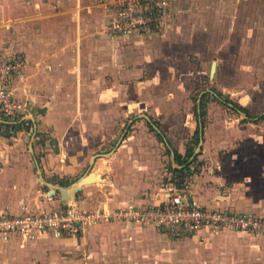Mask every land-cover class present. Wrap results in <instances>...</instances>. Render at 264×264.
Here are the masks:
<instances>
[{
    "label": "rangeland",
    "instance_id": "rangeland-1",
    "mask_svg": "<svg viewBox=\"0 0 264 264\" xmlns=\"http://www.w3.org/2000/svg\"><path fill=\"white\" fill-rule=\"evenodd\" d=\"M49 2L0 0V57L5 52L25 56L15 26L23 23L27 14L54 5ZM93 3L96 4L95 0ZM165 20L161 30L132 36L123 42L112 40L116 47L123 48L116 62L122 75L118 73L117 79L108 75L103 85L110 87L109 81L115 79L116 87L109 94L114 99L112 107L100 110L101 117H105L100 127L87 126V129L77 125L84 146L88 138H92L93 149L99 142L90 160L113 149L118 151L120 139L119 145H131L120 149L118 155L97 158L99 172L107 173L110 179L100 186L111 196L125 192L146 196L156 186L166 194L172 192L171 185L183 188L186 183L191 195L197 179L213 173L216 178L222 176L226 189L235 190L251 177L255 196H263L264 184L259 181L257 185L255 176L264 174V0H177ZM127 66L139 74L123 76L122 69ZM213 66L215 72L211 76ZM202 96H205L204 109H200ZM234 105L245 108L249 117L233 108ZM201 110L203 115L199 117ZM38 111L33 118L42 115ZM62 112L70 117L81 116L78 109ZM200 128L203 144L198 156L191 162L188 160L189 169L175 172L186 165H179L171 150L178 153L181 148L185 152L192 148L194 152L198 146L196 131L199 129L200 137ZM16 134V131L0 132V145L11 151L21 148L31 159L34 154V163L40 165L46 154L42 147L47 135L35 141L25 137L19 145ZM30 144L33 150L41 146L38 156L30 150ZM180 156V160H186V156ZM95 176L100 177L97 173ZM225 187L218 191H224ZM221 201L219 196L211 207L228 209L220 205ZM231 232L232 236L216 241L200 238L193 243L194 249L203 250L194 252V263L264 264L263 235ZM180 262L183 263L175 264Z\"/></svg>",
    "mask_w": 264,
    "mask_h": 264
},
{
    "label": "crops",
    "instance_id": "crops-1",
    "mask_svg": "<svg viewBox=\"0 0 264 264\" xmlns=\"http://www.w3.org/2000/svg\"><path fill=\"white\" fill-rule=\"evenodd\" d=\"M93 1L51 0L49 3H54L53 6L47 5L42 12L27 14L26 20L15 26L17 40L28 62L25 81L17 91L20 98L42 113L16 128V140L21 145L25 137L32 139V132H35L34 141L47 135L42 147L46 154L40 165H36L34 154L31 159L21 148L11 151L0 145V214L5 211L17 214L25 204L36 211L73 204L84 210H96L103 204L110 208L148 206L158 205L163 200V191L157 186L146 196L126 192L111 196L104 192V186L100 185L110 180L108 174L99 172L98 159L94 167L90 160L99 142L93 149L92 138H88V146H84L83 135L77 131V125L96 128L102 125L105 117H101L100 110L112 107L114 99H110L109 94L116 87L114 81L120 73L116 67L117 55L123 49L104 35L105 13ZM122 73L130 77L138 75L139 71L127 66ZM108 75L115 79L109 81L110 87H103ZM69 108L80 110L81 116H66L62 110ZM47 110L48 115H43ZM81 110L86 111L82 113ZM29 124L31 133L27 132ZM164 143L168 145L165 140ZM116 146L120 148L113 155H118L124 147H131L121 146L119 142ZM39 148L40 145L32 150L36 156ZM172 152L175 153L171 150V156ZM178 153L186 154L182 148ZM39 173L46 184L40 181ZM89 173H97L101 179L95 176V182L82 187L74 201L63 202L58 192L51 195L48 184L69 187ZM250 179L247 177L246 183L239 184L235 190L226 189L222 176L203 175L191 187V196L207 207L215 205L220 196V205L228 209L264 214V195L255 196L254 182ZM255 180L257 185L259 181L264 184V174L258 173ZM111 183L116 185L112 180ZM210 183H217L219 187ZM223 186L225 190L219 192ZM231 233L234 232L223 231L216 235L202 232L193 238L175 240L153 227L111 222L90 226L77 236L47 233L34 238L17 236L0 241V264H175L177 261L195 264L194 252L203 250L194 249L193 243H198L200 238L216 241L232 236ZM262 251L264 253L263 248Z\"/></svg>",
    "mask_w": 264,
    "mask_h": 264
},
{
    "label": "built area",
    "instance_id": "built-area-1",
    "mask_svg": "<svg viewBox=\"0 0 264 264\" xmlns=\"http://www.w3.org/2000/svg\"><path fill=\"white\" fill-rule=\"evenodd\" d=\"M174 0H95L105 13L103 33L113 41H126L161 30ZM28 62L20 53L5 52L0 57V132L15 131L28 124L35 113L30 102L20 98L17 89L26 77ZM163 195L158 205L84 210L76 204L49 211H36L28 204L17 214H0V241L17 236L34 238L47 233L77 236L98 224L119 222L130 226L153 227L161 234L181 240L202 232L216 234L223 230L264 236V217L242 214L219 207L198 204L187 191L175 185Z\"/></svg>",
    "mask_w": 264,
    "mask_h": 264
},
{
    "label": "water",
    "instance_id": "water-1",
    "mask_svg": "<svg viewBox=\"0 0 264 264\" xmlns=\"http://www.w3.org/2000/svg\"><path fill=\"white\" fill-rule=\"evenodd\" d=\"M214 72H215V66L212 67L211 76L214 74ZM145 118H146V120L148 122H150V119L148 117H145ZM154 128L157 130V132H159L156 127H154ZM34 136H35V132H32L31 133L32 140H33ZM121 141H122V139L119 142H121ZM202 144H203L202 129L200 128L199 143H198L197 148L193 152V155L190 158L189 162H191L195 157L198 156V153L201 150ZM29 147H30L31 150H33L32 144H30ZM113 152H114V150L112 152L108 153V154H105V155H96L93 158V160H92V164L95 162V160L97 158L102 157V156H105V157L110 156ZM172 156H174V153L173 152H172ZM92 175H93V173L87 174L86 176H84L83 178H81L80 180H78L75 184H73V185H71L69 187H59V186H54V185H51V184H48V183L47 184H48V186L52 190L51 191V195H54V193L58 192L63 202H71V201H74L75 200L76 195L81 191L82 187L88 185V184H85L84 182H82V180H84L85 178L91 177ZM39 176H40V181H42V183L46 184V182L43 180V178H42V176H41L40 173H39Z\"/></svg>",
    "mask_w": 264,
    "mask_h": 264
},
{
    "label": "trees",
    "instance_id": "trees-1",
    "mask_svg": "<svg viewBox=\"0 0 264 264\" xmlns=\"http://www.w3.org/2000/svg\"><path fill=\"white\" fill-rule=\"evenodd\" d=\"M221 97L224 99L225 103L226 102L228 103L227 99L224 96L220 95L219 98H221ZM204 101H205V96H202L201 97L200 109H204V106H205ZM233 108L239 110L240 112L246 114L249 117L248 111L245 108H243V107H241L239 105H234ZM202 115H203V112L201 110L199 112L198 116L201 117ZM261 117L259 119H261ZM195 138H196V144H198V142H199V129L196 131ZM192 155H193V149L192 148H188L187 151H186V154H185L186 160L182 161V160H180L181 156L178 153H174V159L176 160V162L179 163V165H186L182 170H174V171L178 172V173H182V172L186 171L187 169H189L190 166L187 165V162L192 157Z\"/></svg>",
    "mask_w": 264,
    "mask_h": 264
},
{
    "label": "bare ground",
    "instance_id": "bare-ground-1",
    "mask_svg": "<svg viewBox=\"0 0 264 264\" xmlns=\"http://www.w3.org/2000/svg\"><path fill=\"white\" fill-rule=\"evenodd\" d=\"M94 175V173H93ZM93 175L91 177L85 178L84 180H82V182H84L85 184H92L95 182V179L93 177Z\"/></svg>",
    "mask_w": 264,
    "mask_h": 264
}]
</instances>
